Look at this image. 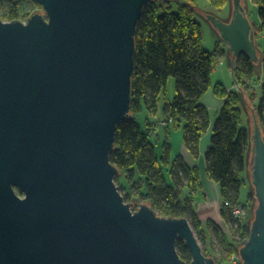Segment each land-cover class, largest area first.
Segmentation results:
<instances>
[{"label":"water","instance_id":"water-1","mask_svg":"<svg viewBox=\"0 0 264 264\" xmlns=\"http://www.w3.org/2000/svg\"><path fill=\"white\" fill-rule=\"evenodd\" d=\"M152 1L38 0L25 21L0 17V264H217L187 217L127 202L110 160L132 116L138 23ZM193 7L230 44L233 69L240 54L260 60L242 0L226 21ZM253 113L258 205L239 255L264 264V132Z\"/></svg>","mask_w":264,"mask_h":264},{"label":"trees","instance_id":"trees-1","mask_svg":"<svg viewBox=\"0 0 264 264\" xmlns=\"http://www.w3.org/2000/svg\"><path fill=\"white\" fill-rule=\"evenodd\" d=\"M24 1L0 0L1 19L25 20L36 10L42 9L38 0H32L31 11L23 14L20 6ZM228 1L215 0L214 4L223 9ZM155 4L153 1L147 4L138 23L132 78V116L119 122L116 144L110 155V160L119 168V175L123 173L132 184V190L121 192L119 175L115 180L127 202L139 205L147 202L166 217L185 216L198 234L205 236L194 202L201 182L199 168H190L180 155L172 158L173 148L168 141L164 142L162 154H159L156 143L140 124L138 116L145 110L157 113L162 95H165V128L170 130L183 124L185 143L198 158L201 154L200 142L212 125L210 109L201 100L209 89H214L216 95L226 101L214 122L211 146L205 157L209 177L220 184L224 201L220 212L234 234V240H229L217 228L222 256L220 263L225 264L232 255L239 254L250 235V222H240L233 214L234 207L246 206L249 219L253 220L255 216L253 194H248L247 200L252 204L249 209L248 204L241 200L242 186L246 182L243 174L250 168V155L253 153V132L242 126V94L237 89L228 91L223 83L213 81L216 61L222 51L220 47L214 52L203 47V26L195 19L193 4H186L178 11L171 10L168 2L158 6ZM258 4L261 22L253 23L256 40L264 34V0H258ZM2 10L5 11L1 14ZM260 60L264 76V54ZM234 66L236 81L245 92L248 81L256 77L258 64L248 55L240 54ZM171 77L175 78L177 84L173 101L166 96ZM262 87L254 110L264 132V84ZM167 171L171 174L172 183L168 181ZM137 176L139 181L136 182ZM235 243L240 246H235ZM176 247L179 255L190 263L192 253L185 241L180 238ZM238 264L243 263L240 261Z\"/></svg>","mask_w":264,"mask_h":264},{"label":"rangeland","instance_id":"rangeland-1","mask_svg":"<svg viewBox=\"0 0 264 264\" xmlns=\"http://www.w3.org/2000/svg\"><path fill=\"white\" fill-rule=\"evenodd\" d=\"M215 0H156L153 1L154 3H156L155 5H163L164 3L168 2V4H170V8L173 11H178L179 9H181V7H185L186 4H193V6L198 7L199 9H201L202 11L207 12L210 15H217L219 16L221 19L223 20H230L233 14V8H234V0H229L228 3L225 5V7H223V9H219L216 7V5L214 4ZM32 0H25L21 6V12L24 13H28L31 11V7H32ZM243 5L245 7V9L247 10L248 16L250 21H252V23L255 24H259L261 22L260 20V15H259V4H258V0H242ZM5 9V8H4ZM5 10H2L1 14L4 12ZM195 12V19L202 24L203 26V39H202V45L204 48L214 52L218 47H221L223 51H225V53L223 54V56L225 58H227L229 60V55L230 54V44H228V42H226L224 39H221L219 37L216 36V34H213L211 31V27H210V23H208L204 17H202L200 15L199 12H197L194 9ZM27 20V19H25ZM23 20V21H25ZM9 21V20H7ZM256 43L258 45V54L261 57L264 54V34H261L260 37L258 38V40H256ZM229 62V61H228ZM257 68H256V72H255V76L253 79H251L250 81H248L247 86L245 87L246 91L244 92L243 88L241 89L240 84L236 82V77L234 76L235 73V69H233V67H231L228 63L224 64V65H218V70L215 74H213V79L214 81H217V79H222L223 81H225V83L227 84V86L232 85L235 86L241 94H242V102H241V108L242 111L244 112L243 114V124L242 126H246L250 129L251 132H253V128H254V121H253V110H254V105L257 104V102L260 100L259 97L262 94V85L264 84V76L262 73V65H261V60L257 61ZM232 69H233V76H232ZM169 83L167 86V95L168 98H170V100L173 101L177 91H176V80L174 77H171L169 79ZM243 90V92H242ZM244 95V96H243ZM165 96V95H164ZM164 96L163 99L159 102L160 103V107L158 112H162L163 111V102H164ZM245 98V99H244ZM247 100V101H246ZM139 118H143V115L141 114V116ZM172 121V120H171ZM160 124L163 127V130L166 129L165 126L167 124V121L164 119L162 122H160ZM176 128V127H175ZM174 130V127H173ZM178 130V129H175ZM180 134H182V131L179 130ZM158 148V152L159 154H162L163 151V143H158L157 145ZM250 157H252V155H250ZM251 161V159H250ZM200 171V168H199ZM167 176L171 179V174L170 172L167 171ZM200 177H201V172H200ZM243 177L246 178V182L244 183V185L242 186V194H241V200L243 203L246 202V204H248V209L249 206L251 207V203L247 200L248 199V194L252 193L253 197L255 200H253V204H254V208H256V205L258 204V199L256 198V188H254V185L252 183V170H251V166L248 169V171L244 172ZM137 180L139 181L138 176L135 177V181L137 182ZM119 183L121 184V192L123 193H128L132 190L131 186L132 184L129 183L127 181L126 176L122 173L121 175H119V179H118ZM202 188V179L200 182V187L197 190L198 192L201 191ZM198 192H194L195 193V201L196 202V196ZM135 201V199H133ZM220 201V210H221V206L223 201V198H221ZM134 204V208L139 207V204L135 202H133ZM197 204V202H196ZM197 206V205H196ZM200 218V217H199ZM252 218L248 220V222H250V226H251V222ZM200 222L202 224V221L200 219ZM208 226H205L203 224V227L205 229V236H201L198 234V232L194 229L195 235H197L198 241L200 242V245L203 246L204 252L206 253V255L208 256H212V257H216L217 258V264H221V250L220 247L221 245H219V234H218V230L217 228H219L222 233L224 235H226L227 238H229V240H234V234L233 231L230 230V224L228 222H226L224 217H221V219H219V223H216L214 221H211L208 223ZM194 228V227H193ZM235 246H240L239 243H235ZM234 246V247H235ZM225 264H233V255L231 260L228 263Z\"/></svg>","mask_w":264,"mask_h":264},{"label":"crops","instance_id":"crops-1","mask_svg":"<svg viewBox=\"0 0 264 264\" xmlns=\"http://www.w3.org/2000/svg\"><path fill=\"white\" fill-rule=\"evenodd\" d=\"M208 50V49H207ZM220 50L222 51V55H219L216 61L215 69L213 74H215L218 70V65H224L228 63L230 66L232 64V55L231 53L229 55V60L223 56V53L225 51L222 50L220 47ZM229 61V62H228ZM232 67V66H231ZM213 77V75H212ZM214 81V79H213ZM221 82L223 83L225 89L229 90H234L236 88L235 86L229 85L225 83L222 79H217V81H214V83ZM164 104L163 108L165 105L166 97L164 96ZM168 98V96H167ZM163 99V95H162ZM161 99V100H162ZM170 100V98H168ZM160 100V101H161ZM172 101V100H170ZM202 103L205 106H208L211 112V127L209 128L208 132L206 135L202 138L200 142L201 146V154L197 158L195 157L189 146L185 143L184 140V130H183V124L181 127H176L173 130V127L170 128V130L164 129L160 122H162L166 118V114L162 111L161 113H149L148 111H143L141 114L143 115V118H139L141 114H139L138 119L140 124L143 126L145 131L150 133L152 141L156 143H163L165 141H168L171 147L173 148L172 152V158L175 159L177 155L182 156L184 158L185 163L190 167V168H200L201 172V177L202 179V188L201 191L197 193L196 196V212L198 213L202 224L205 226H208L209 222L214 221L216 223H219V219H221L222 214L220 212V201L222 198L221 190H220V184L217 183L214 179H211L208 175L207 168H206V157L205 153L209 149V146H211V141H212V131H213V126L215 120L218 118L220 114V109L222 108L224 102L226 101L223 98H220L216 95L214 89H209L207 94L202 98ZM160 107V104H159ZM178 129V130H175ZM179 130L182 131V134H180ZM157 148V146H156ZM158 151V148H157ZM159 153V152H158ZM168 181H171V179L167 176Z\"/></svg>","mask_w":264,"mask_h":264},{"label":"built area","instance_id":"built-area-1","mask_svg":"<svg viewBox=\"0 0 264 264\" xmlns=\"http://www.w3.org/2000/svg\"><path fill=\"white\" fill-rule=\"evenodd\" d=\"M234 216L239 219V221L244 223H249V212L247 211L246 206H237L233 209ZM241 261V256L239 254L233 255V264H238Z\"/></svg>","mask_w":264,"mask_h":264}]
</instances>
